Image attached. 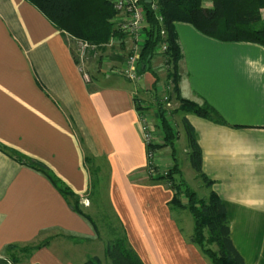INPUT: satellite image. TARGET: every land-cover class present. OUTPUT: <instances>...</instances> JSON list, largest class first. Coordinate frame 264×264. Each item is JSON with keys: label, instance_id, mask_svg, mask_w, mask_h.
Returning a JSON list of instances; mask_svg holds the SVG:
<instances>
[{"label": "crops", "instance_id": "crops-1", "mask_svg": "<svg viewBox=\"0 0 264 264\" xmlns=\"http://www.w3.org/2000/svg\"><path fill=\"white\" fill-rule=\"evenodd\" d=\"M173 29L181 52L179 96L208 106L221 121L182 115L211 181L205 197L212 191L221 199L243 264H264V204L248 203L264 201V74L244 63L264 64V48L219 42L185 23ZM128 49L127 37H114L79 63L75 40L33 6L0 0V147L45 167L79 197L81 209L103 194L142 264H210L188 242L192 228L185 236L173 215L185 210L170 209L172 191L145 172L138 112L159 131L151 89L158 98L171 89L164 57L153 56L151 71L129 81L120 74ZM170 97L175 110L179 103ZM161 151L157 164L169 169L173 160ZM91 179L99 181L94 201L88 200ZM46 237L47 246L19 263L2 255L7 245ZM98 239L99 230L96 236L45 177L0 150V264H83L97 258Z\"/></svg>", "mask_w": 264, "mask_h": 264}, {"label": "trees", "instance_id": "trees-1", "mask_svg": "<svg viewBox=\"0 0 264 264\" xmlns=\"http://www.w3.org/2000/svg\"><path fill=\"white\" fill-rule=\"evenodd\" d=\"M25 1L42 14L56 30L75 41L101 46L114 37L123 36L114 28L115 23L112 20L115 12L108 0ZM152 3L156 5V12L151 10ZM140 4L145 24L142 29L143 40L137 60L136 75L151 71L150 62L154 56V50L161 42H165L166 48L162 56L167 68L166 80L171 85L166 98L169 101L170 96H173L179 103L173 113L192 114L215 122L220 121L211 108L183 99L177 92L176 71L181 52L173 23L189 24L200 34L219 42L249 43L264 48V18L261 16V11L264 12V0H141ZM156 14L161 17V22L157 21ZM151 93L154 101L155 126L161 135V144L154 146V149L159 151L161 148H168L173 164L167 169L165 177L149 178V181H164L168 184V188L172 191V198L168 203L170 209L179 208L190 214L192 232L188 242L196 246L210 264H243L230 241L228 218L221 199L212 191L208 192L205 199L197 198L185 182L175 179V176L179 175L173 147L176 134L168 121L165 103L155 94V85L152 86ZM136 109L139 110L137 106ZM180 125L184 131L188 165L203 186L210 188L211 181L201 171V153L195 132L183 116L180 118ZM0 150L13 157L18 164L45 177L68 207L89 224L96 236L98 235V226L94 219L81 209L79 197L50 171L17 153L2 147ZM96 173L95 168L90 174L93 177ZM98 183L97 179H91L88 200L94 201L99 197ZM111 237L104 246V258L109 264H142L128 245L119 224L112 229ZM48 242L49 238L46 237L21 247L7 245L3 248L2 255L13 263H19L26 260L33 251L47 246ZM83 264L102 263L93 257Z\"/></svg>", "mask_w": 264, "mask_h": 264}, {"label": "built area", "instance_id": "built-area-1", "mask_svg": "<svg viewBox=\"0 0 264 264\" xmlns=\"http://www.w3.org/2000/svg\"><path fill=\"white\" fill-rule=\"evenodd\" d=\"M115 12L114 28L121 35L129 40V49L125 56L120 74L129 81L136 78V65L142 45V29L145 24L144 13L140 4L141 0H108ZM156 5L151 4V10L156 12ZM156 19L161 22V17L156 14ZM163 35V32H161ZM98 46L90 45L83 41H75V54L77 61L82 63L89 51H94ZM166 48L165 42H161L154 50V56H162ZM81 69H79L80 71ZM81 72V71H80ZM82 80L88 82L86 74L82 73ZM165 103L164 107L169 105L166 97L161 98ZM168 108V107H167ZM166 110V109H165ZM138 130L145 153V172L148 178L155 179L158 176L165 177L167 169H160L157 164L159 152L154 146L159 145L156 129L153 123L144 115L138 112ZM168 186V184H167Z\"/></svg>", "mask_w": 264, "mask_h": 264}, {"label": "rangeland", "instance_id": "rangeland-1", "mask_svg": "<svg viewBox=\"0 0 264 264\" xmlns=\"http://www.w3.org/2000/svg\"><path fill=\"white\" fill-rule=\"evenodd\" d=\"M160 93V92H159ZM170 100V99H169ZM174 103H169L166 107V115L168 117V121L173 126V129L176 134V141L174 142V157L176 159L179 175H177L176 180H182L185 182L186 186L195 193L197 198L205 199L206 188L203 186L202 182L196 177V174L190 169L187 159H186V141L184 136V131L182 126L180 125V116L181 114L174 112ZM156 135L159 139L160 132L156 131ZM161 144V140L159 145ZM161 152L163 153V159L169 161L170 159V150L168 148H161ZM160 152V153H161ZM169 154V155H168ZM173 162V161H172ZM171 163V162H170ZM163 169V168H162ZM97 202H92L88 206L83 207V211L90 214L99 230V241L93 247V252L95 256L101 261L102 264H109L108 260L104 258L103 248L107 242L111 240L112 229H115L116 224L112 218L110 211L107 209V206L104 202L103 194H101L100 198L97 199ZM178 224H180V228H182L185 236L188 234L186 230L188 228H192V220L190 214L187 211L180 212L179 210H175L173 212ZM51 235H54L52 233ZM53 237V236H50Z\"/></svg>", "mask_w": 264, "mask_h": 264}, {"label": "clouds", "instance_id": "clouds-1", "mask_svg": "<svg viewBox=\"0 0 264 264\" xmlns=\"http://www.w3.org/2000/svg\"><path fill=\"white\" fill-rule=\"evenodd\" d=\"M208 7H211L212 5H207ZM244 63L249 66L254 72L264 74V64H261V61L259 59L253 60L251 58H245ZM251 204H264V201H252L248 202Z\"/></svg>", "mask_w": 264, "mask_h": 264}]
</instances>
